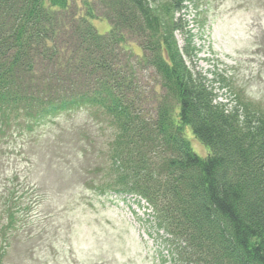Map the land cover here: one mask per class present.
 I'll list each match as a JSON object with an SVG mask.
<instances>
[{
  "label": "trees",
  "instance_id": "16d2710c",
  "mask_svg": "<svg viewBox=\"0 0 264 264\" xmlns=\"http://www.w3.org/2000/svg\"><path fill=\"white\" fill-rule=\"evenodd\" d=\"M195 2L0 0V264L56 251L27 225L44 201L35 163L23 177L4 150L36 148L38 131L82 113L108 134H83L68 171L95 195L146 204L157 264H264V102L242 89L216 101L182 14Z\"/></svg>",
  "mask_w": 264,
  "mask_h": 264
},
{
  "label": "rangeland",
  "instance_id": "374dc122",
  "mask_svg": "<svg viewBox=\"0 0 264 264\" xmlns=\"http://www.w3.org/2000/svg\"><path fill=\"white\" fill-rule=\"evenodd\" d=\"M182 14L193 36V64L207 78L216 101L230 107L242 89L253 100L264 102V0H196ZM89 22L98 34L110 27L104 18ZM177 40L182 46L179 34ZM96 126L85 113L77 114L38 131L45 136L36 148L31 149L26 139V145L17 141L8 154L4 150L10 171L31 177L29 163H35L39 172L44 201L30 214L27 225L33 234L41 232L42 243L51 240L56 251H45L43 245L38 250L51 264H56L54 259L58 264H157L156 236L148 237L151 210L146 204L141 201L138 207L131 197L95 195L82 189V180L68 171L72 159L66 154H74L83 134L98 137L97 142L106 139V126ZM184 135L198 156L209 153L190 128ZM17 144L23 145L21 153Z\"/></svg>",
  "mask_w": 264,
  "mask_h": 264
}]
</instances>
